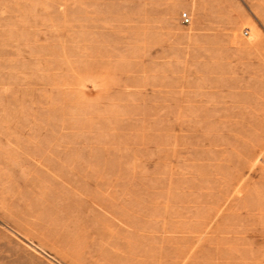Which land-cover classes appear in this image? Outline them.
Masks as SVG:
<instances>
[{
	"label": "rangeland",
	"instance_id": "1",
	"mask_svg": "<svg viewBox=\"0 0 264 264\" xmlns=\"http://www.w3.org/2000/svg\"><path fill=\"white\" fill-rule=\"evenodd\" d=\"M0 264H264V0H0Z\"/></svg>",
	"mask_w": 264,
	"mask_h": 264
},
{
	"label": "built area",
	"instance_id": "2",
	"mask_svg": "<svg viewBox=\"0 0 264 264\" xmlns=\"http://www.w3.org/2000/svg\"><path fill=\"white\" fill-rule=\"evenodd\" d=\"M181 21H182V23H183L184 25H187V24H189L190 19L187 17L186 14H183V15L181 16ZM247 34H248V32L245 31V32H244V35L246 36Z\"/></svg>",
	"mask_w": 264,
	"mask_h": 264
}]
</instances>
